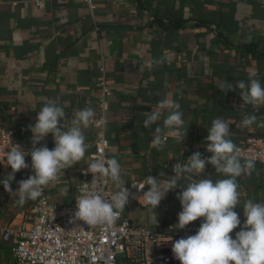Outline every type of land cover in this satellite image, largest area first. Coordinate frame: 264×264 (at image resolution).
I'll use <instances>...</instances> for the list:
<instances>
[{
    "label": "crops",
    "instance_id": "obj_1",
    "mask_svg": "<svg viewBox=\"0 0 264 264\" xmlns=\"http://www.w3.org/2000/svg\"><path fill=\"white\" fill-rule=\"evenodd\" d=\"M157 57L164 63L149 69L146 61ZM102 59L110 86L106 137L125 185L149 175L161 179V171L166 184V178L174 176V164L186 163L197 151L202 157L210 153L206 138L215 118L230 124L237 146L264 136V128L241 124L246 114L264 119V105L243 103L238 88L219 89L225 80L235 85L250 76L264 85V0H97L96 27L81 0H0V126L15 131V139L31 148L28 126L35 124L46 98L55 99L69 120L86 106L95 110ZM165 97L181 105L185 123L183 128L166 129L160 147L151 143L158 125L143 127V114ZM169 111H162L161 127ZM84 134L91 145L84 159L43 189L53 203L68 205L75 199L95 138L91 124ZM44 144L53 149L54 137L49 134L37 147ZM11 172L1 171L0 180ZM25 176L16 173L14 192ZM206 178L215 181L223 174L208 165L198 177L188 174L151 212L142 199L145 184L139 193L130 192L122 215L152 231L174 233L182 211L177 195L184 183ZM237 180L236 211L242 226L244 202L264 201V168L255 164L250 176ZM136 195L138 200L132 198ZM17 198L0 184V264H14L11 250L16 244L13 236L3 238L2 229L16 225L34 202L20 205ZM153 212L156 226L150 221Z\"/></svg>",
    "mask_w": 264,
    "mask_h": 264
},
{
    "label": "clouds",
    "instance_id": "obj_2",
    "mask_svg": "<svg viewBox=\"0 0 264 264\" xmlns=\"http://www.w3.org/2000/svg\"><path fill=\"white\" fill-rule=\"evenodd\" d=\"M163 63V57L146 61L149 69ZM236 88L239 89L243 103L264 105V85L258 79L250 76L247 82L238 80L235 85L225 80L219 87L223 92L234 91ZM169 109L171 111L163 119L161 127L158 121L162 111ZM181 109L179 103L165 97L158 102L156 109L143 114V127L158 125L152 133V144L162 147L166 129L183 128L185 119ZM95 116V110L86 106L77 110L69 120L64 108L55 99L46 98V103L38 111L35 124L28 126L33 134L31 149L26 154L21 144L14 143L7 153V165L12 172L7 173L0 184L10 195L18 197L16 203L23 205L27 200L41 198L43 189L57 181L62 170L69 169L84 159L91 147L86 142L84 129L93 123ZM100 122L107 125L106 118ZM241 124L244 127L256 125L264 128V119L246 114ZM208 133L206 147L212 155L204 158L197 151L186 163L177 162L173 166L174 176L166 178V184L164 171L160 172L161 179L149 175L146 178L148 190L143 191L142 199L150 206V212L152 209L156 210L167 193L179 187V181L187 179L188 174L198 177L204 173L206 165L214 166L217 173L223 174V178L215 181L211 178L190 180L184 183L186 187L177 195L182 206L177 228L183 230L200 218L203 221L195 235L174 241L172 252L175 258L180 264H264V201L248 199L244 202L242 208L245 222L242 226L236 211L240 204L237 178L244 174L250 176L255 169V161L248 159L242 162L241 149L231 139L230 124L226 120L215 118ZM49 134L54 137L55 147L49 149L44 144L38 148L37 145ZM26 156L31 157L34 174L18 181V190L14 192L11 185L16 173L29 167ZM88 171L94 179L91 184L83 183L84 190L75 199L76 211L69 222L75 224L83 221L88 226L113 224L125 211L130 196L121 175V165L116 158L101 157L88 165ZM97 174L109 178L118 189L110 198L98 186ZM132 198L138 200L137 195ZM150 221L155 226L158 224L157 212L151 214ZM238 227L241 230L233 237L231 234Z\"/></svg>",
    "mask_w": 264,
    "mask_h": 264
},
{
    "label": "built area",
    "instance_id": "obj_3",
    "mask_svg": "<svg viewBox=\"0 0 264 264\" xmlns=\"http://www.w3.org/2000/svg\"><path fill=\"white\" fill-rule=\"evenodd\" d=\"M81 1L87 16L96 27L97 0ZM36 4L39 5L38 2ZM102 61L103 59L100 62V80L94 100L96 116L91 126L95 130V138L88 156L89 165L101 157L112 158L106 137L107 125L100 122L106 118L108 124L107 103L110 97L109 81ZM14 143L21 144L15 139V131L0 126V172L12 171L7 165L6 157ZM238 147L241 149L242 162L251 159L264 168V136L248 138ZM21 148L27 154L28 151L22 144ZM211 155L207 153L204 158ZM29 157H25L29 167L19 171L26 175L25 179L31 175ZM208 166L215 169L210 164ZM81 175L82 179L75 187V199L84 190L83 183L91 184L94 179L88 167L81 171ZM96 181L109 198L118 191L111 188L109 178L97 174ZM145 184L146 179L132 182L125 187L129 192L139 193ZM75 199L68 205H59L51 202L43 192V196L32 203L26 215L16 225L10 224L2 229L5 240L10 236L16 238V244L11 250L14 264H180L172 252V244L180 238L195 235L201 225L190 224L183 230L167 234L134 224L122 213L110 225L88 226L83 221L73 224L69 221L76 211Z\"/></svg>",
    "mask_w": 264,
    "mask_h": 264
},
{
    "label": "trees",
    "instance_id": "obj_4",
    "mask_svg": "<svg viewBox=\"0 0 264 264\" xmlns=\"http://www.w3.org/2000/svg\"><path fill=\"white\" fill-rule=\"evenodd\" d=\"M17 140V139H16ZM18 141V140H17ZM19 142V141H18ZM24 147H25V149L27 150V151H29L31 148L30 147H26L24 144H22ZM30 158V157H29ZM260 165V164H259ZM261 166V165H260ZM261 168H263L262 166H261Z\"/></svg>",
    "mask_w": 264,
    "mask_h": 264
}]
</instances>
